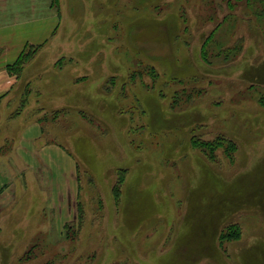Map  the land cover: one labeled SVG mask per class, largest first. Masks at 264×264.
Listing matches in <instances>:
<instances>
[{
    "label": "rangeland",
    "instance_id": "374dc122",
    "mask_svg": "<svg viewBox=\"0 0 264 264\" xmlns=\"http://www.w3.org/2000/svg\"><path fill=\"white\" fill-rule=\"evenodd\" d=\"M228 1L64 0L18 75L29 102L15 121L50 109L44 137L76 162L77 217L59 233L31 172L16 174L0 264H264V17ZM218 135L231 141L213 159L191 143Z\"/></svg>",
    "mask_w": 264,
    "mask_h": 264
},
{
    "label": "crops",
    "instance_id": "0c3cea01",
    "mask_svg": "<svg viewBox=\"0 0 264 264\" xmlns=\"http://www.w3.org/2000/svg\"><path fill=\"white\" fill-rule=\"evenodd\" d=\"M64 11V0H58V6L53 0H0V147L4 148L0 151V220L4 217L3 210L17 201L13 178L30 171L43 193L45 208L40 211V217L45 209L50 211L59 233L67 222L77 217L76 162L63 146L44 137L42 118L50 110L48 107L43 109V114L36 107L37 111L31 112L32 119L27 122L15 121L21 112L11 116L18 107L22 89L17 90L18 76L6 66L17 59L25 45L46 44L60 25ZM15 125L21 127L14 134L10 128ZM19 185L26 186V181ZM41 227H35L34 234Z\"/></svg>",
    "mask_w": 264,
    "mask_h": 264
},
{
    "label": "trees",
    "instance_id": "16d2710c",
    "mask_svg": "<svg viewBox=\"0 0 264 264\" xmlns=\"http://www.w3.org/2000/svg\"><path fill=\"white\" fill-rule=\"evenodd\" d=\"M54 1V5H57L58 3V0H53ZM227 6L229 7L231 5V2L227 0ZM247 6H252L251 10H253V13L255 16L258 17H264V0H245L244 2ZM215 31V29H213L212 31H210L208 33V35L205 37V39L202 41V44H201V48H200V55H201V58L203 60H206L207 61V50H208V46L210 44V41H212L213 37L212 35L214 34L213 32ZM257 36H259V33L255 32ZM42 45H31V44H28V45H25L23 50L21 51V53L19 54V56L17 57V59L12 63V64H8L6 66V69L12 73V74H16L17 76L19 75V73L22 71L24 65L26 64L27 60L30 59V56H33L35 54V52L37 51L36 49H38L39 47H41ZM240 50V47L239 45L237 44H234V45H231V46H226V47H222L221 49H219V51L217 52L216 55H223L224 59H229L231 60V58H233L237 53L238 51ZM151 69H153L152 67H150ZM134 74V72H132L130 75ZM113 77H110L109 80L112 81ZM27 93H29V90L27 89V87L25 89H23V92L21 94V97H20V101H19V104H18V107L17 108H14V110L11 112V116H15V115H18L22 108L29 102L28 101V98H27ZM258 101L261 102L262 104H264V96L263 95H260L258 97ZM40 111L41 109L38 108ZM37 111V110H36ZM69 112V108H61V109H52L50 112H52L53 116L52 118L55 117L56 113L58 112ZM80 112V110H79ZM82 113H84L82 111ZM42 120V119H40ZM231 141L230 139H226L224 138L223 136H216L214 141H203V140H200V139H195V137H193L191 139V143L194 147H199L203 153L206 155L207 158H211L213 159V149H216V148H222L223 147V142H229ZM232 145V144H231ZM233 148H235V145H232ZM4 150L3 147H0V151ZM227 153V152H226ZM228 155V154H227ZM122 172V169L120 170ZM118 181L120 180L121 181V178L118 177L117 179ZM117 181V182H118ZM116 185V184H115ZM112 195L114 198H118V196L120 195V188L116 185V186H113L112 187ZM81 212H82V209L81 207L78 208V213H79V219L81 221L82 219V216H81ZM66 226V225H65ZM236 229H229L227 230L226 233L222 234L221 236V240H223V238L227 237V238H235L238 236L239 234V231H235ZM29 252V250L27 251V253Z\"/></svg>",
    "mask_w": 264,
    "mask_h": 264
}]
</instances>
